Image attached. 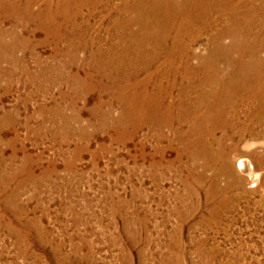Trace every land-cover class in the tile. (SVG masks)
I'll return each mask as SVG.
<instances>
[{
	"label": "rangeland",
	"instance_id": "1",
	"mask_svg": "<svg viewBox=\"0 0 264 264\" xmlns=\"http://www.w3.org/2000/svg\"><path fill=\"white\" fill-rule=\"evenodd\" d=\"M19 1L0 9V264H264V165L252 156L264 137L246 132L229 156L242 184L214 182L219 166L198 179L168 127L122 124L123 105L100 89L88 55L115 41L121 1L89 2L72 38L63 9L47 33ZM208 42L194 47L206 55ZM248 105L234 121L255 127ZM249 159L252 174L238 166Z\"/></svg>",
	"mask_w": 264,
	"mask_h": 264
},
{
	"label": "bare ground",
	"instance_id": "2",
	"mask_svg": "<svg viewBox=\"0 0 264 264\" xmlns=\"http://www.w3.org/2000/svg\"><path fill=\"white\" fill-rule=\"evenodd\" d=\"M91 1L109 5L117 0H44L45 8L37 15L29 12L37 1L28 0L26 11L21 12L28 16V21H39L50 33L54 32L53 25L60 28L56 17L63 9L59 13L63 15L62 25L73 24L68 35L72 38L83 34L74 22L80 20ZM119 1L122 7L116 11L117 29L112 34L115 41L107 48H89L88 59L90 64L94 63L92 70L99 75V82L106 83L107 88L100 89L123 105L121 123L145 115L148 122L155 118L153 129L162 132L168 127L172 131L184 149L178 162L182 163V157L188 155L190 172L201 170L198 179H204L205 172L219 166L214 182L224 177L231 186L242 184L243 179L231 169L229 156L238 151L246 132L264 137V0ZM20 2L0 0V9L19 11ZM219 21L221 26L217 25ZM206 34L209 42L207 54L203 55L194 46ZM141 75L145 77L140 79ZM167 98L169 103L163 105ZM244 104L250 105L247 114L255 127L239 126L234 121ZM258 128L261 130L257 131ZM252 156L258 167L264 165V156ZM249 160H241L238 166L252 174L253 163Z\"/></svg>",
	"mask_w": 264,
	"mask_h": 264
}]
</instances>
